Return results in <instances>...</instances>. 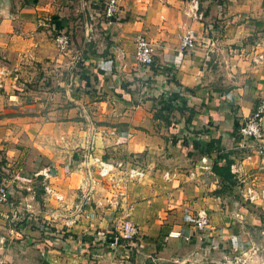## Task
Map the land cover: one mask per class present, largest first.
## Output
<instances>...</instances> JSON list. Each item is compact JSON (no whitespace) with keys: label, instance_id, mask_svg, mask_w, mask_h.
Segmentation results:
<instances>
[{"label":"crops","instance_id":"crops-1","mask_svg":"<svg viewBox=\"0 0 264 264\" xmlns=\"http://www.w3.org/2000/svg\"><path fill=\"white\" fill-rule=\"evenodd\" d=\"M196 1L200 19L190 16V0H115L117 11L108 22L94 18L102 7L101 0L80 1L94 30L88 39L82 33L78 66L71 63L68 48L57 55L48 40L37 39L29 45L26 37L14 36L15 71H20L18 66L27 56L36 64L48 59L44 63L52 70L50 76L38 78V82L46 79L49 84L42 93L45 103L33 97L32 105H17L24 100L11 94L3 99L0 92V110L7 106L16 112L12 123L19 128L14 132L24 133L23 141L31 143L27 133L39 128L43 131L45 125L53 136L61 128L78 129L81 156L91 139L93 151L89 155L108 163L123 162L142 172L143 178L138 183L112 186L110 195L106 182L99 185L103 181L96 175H86L78 168V152H50L33 144L31 149L37 156L33 172L42 167L39 158L46 156L49 162L45 165L51 170L48 185L60 200L44 195V210L38 212L46 222L29 219V215L12 227L2 220L11 217V212L0 210V264H213L216 257L232 264L226 251L243 253L242 222L226 219L232 213L242 219L246 210L226 190L215 194L220 190L218 178L211 172L215 155L208 157L202 149L211 138L219 139L220 152L226 155L229 167L239 170L238 182L232 175L236 187L241 182L251 184L258 199L249 204L264 209V163L256 146L242 142L237 130L254 106L264 101V11L252 12L247 0ZM32 13L36 15L34 9ZM30 16L20 13L17 18ZM5 25L0 22V42ZM188 29L194 34V47L181 51L179 38ZM137 34H143L151 45L153 68H169L170 72L154 74L134 62L133 39ZM3 41L0 72L12 65L6 62L12 50L7 39ZM2 80L5 77H0V83ZM161 95L167 103L185 102L192 109L183 116L169 112L170 125L155 120L153 111ZM41 104L45 114L27 116ZM158 109L164 114L166 106ZM45 116L52 123H40ZM186 118L190 122L184 126ZM260 125L264 139V116ZM173 134L178 136L174 145L169 139ZM181 137L187 146L178 139ZM163 173L169 174L168 181L161 179ZM114 192L121 194L119 212L106 218L98 205L104 197L113 198ZM28 196L18 209L33 214L35 200ZM126 206H130L137 237L110 251L106 245L108 234L114 231L110 221ZM76 207L82 211L77 213ZM199 211L209 218L202 232L191 225Z\"/></svg>","mask_w":264,"mask_h":264},{"label":"rangeland","instance_id":"rangeland-1","mask_svg":"<svg viewBox=\"0 0 264 264\" xmlns=\"http://www.w3.org/2000/svg\"><path fill=\"white\" fill-rule=\"evenodd\" d=\"M80 1L85 0H11V9L9 13L0 14V22L6 24V27H3V29H6L4 34L5 37H3L0 44H4L3 40L7 39L6 45L12 50L9 55L10 61L6 60L7 64L12 65L9 66L6 71L0 72V77H5V80H2L0 83V92L3 99L11 94L19 100H24L22 103H16L17 105L24 104L30 106L32 105L30 98L33 97L38 98L45 103V98L42 93L47 91L46 89L49 87V84H46V79L38 82V78H46L52 74V70L48 69V65L44 63L49 62L48 59H44L42 63L36 64L32 61L30 56L25 57V61L18 66L19 68L21 67L20 71H15L14 61L16 57L13 50L15 49L16 44L13 41V38L16 34L26 37L27 40L30 41L29 45L34 44L37 39H41L42 41L48 40L53 44L58 34H64L69 41L68 50H70L71 59H69L71 60V63L73 66H78L80 64L77 56L80 50V40L83 38L82 33L84 32V38L88 39L94 30V26H90L91 21H89L87 11L83 9L85 5ZM247 1L248 3L250 2L252 12H254V9H257L258 11L263 9L264 11V0ZM24 5H30V7L33 6L36 15L32 13V8L23 9ZM27 12L31 14L28 19L17 18L20 13ZM84 26L86 27L85 29ZM51 51L57 55L61 54L56 52L54 44ZM3 99L1 98V101H3ZM7 104L12 105L10 100L7 101ZM0 105H2L1 102ZM34 108V111L36 112L32 114L28 113L27 116L34 117L38 114L39 117H41L42 112L44 114L46 113V108L42 104L38 108ZM2 110L6 113H3ZM15 113V111H10L9 107L1 106L0 128H2V131H0V145L6 146L7 149L4 150L0 148V185L7 187L11 197L10 203L14 208L13 213H11L12 216L10 215L11 217L7 218L6 216L4 218L2 217V220L8 221L7 224L12 227H15V224H20L23 221H26V219L29 218V215H32L29 219L33 218L34 220H37V222H46L43 217H40L41 214L38 212V209L44 210V207L42 206V204H44V192L40 178L34 177V174L39 171V169L46 167L45 164L46 162H49V160L46 156L42 157V159L39 158L41 163L40 166L42 167H38L37 171L34 173L33 170L35 167H33V160H35L37 156L35 155L34 150L31 149L33 144L35 146L46 148L50 152L55 149H57L59 153L65 151L64 154L69 152H74L73 154H76V152H78V157L81 158V166H78V168L82 169L83 173L86 175L97 176L96 168L94 167L91 158L86 157L84 159V154L81 156V151L78 150L80 139V131L78 129L72 127L67 129L61 128L57 131V135L53 136L54 132L47 130V125H45L43 131L39 128L37 132L32 131L31 133H27L33 139L31 143H28L23 141L22 136L24 133L20 134L19 132H14L15 127L19 128L18 125L16 126L12 123L14 120V117L12 116ZM18 114L23 118V114L17 112V115ZM43 118V120L40 119V123H52V121H47L48 117L45 116ZM88 136L87 133L86 137ZM169 139H172V137ZM89 141H86L85 145ZM35 146L34 148L38 150ZM17 147H20L21 150L19 151ZM91 153L92 152H90V154ZM1 168H3L4 171L1 170ZM66 168L72 169L73 167L67 166ZM97 178L98 180L103 181L99 182V185L104 186V182H106V186L104 187L108 188L106 191H108L110 195H113L111 194L112 192L110 191V188L116 185L115 182L117 184L122 182L117 181L122 177L120 174L116 173L106 179H100L98 176ZM93 183L98 185V182L96 181ZM122 185L123 183L121 184V187ZM115 188L118 187L115 186ZM238 190L239 187L236 186L232 189V198L239 204H242L247 215L242 219H238L234 216V213H232V215L226 220H229L231 223L236 222L237 220L242 222L239 232L245 241L241 249L243 253L237 254L236 252L230 253L226 251L225 255H229L232 264H264V209L243 202L238 195ZM27 194L31 199L35 200L33 214H28L18 209L20 203L23 201L22 199L25 198ZM114 195L115 196L110 199L107 197L102 198L103 203L98 205V209L100 210V208H102L103 210L100 214L106 218L119 212L121 194L115 193ZM28 201L31 202L32 200L29 199ZM220 202H222V200H220L219 203ZM75 210L77 213L82 211L80 207L79 209L76 207ZM221 218L223 220V217ZM236 230L238 231V228H236ZM202 263L204 264V261H202ZM213 264H226V262L220 257H216Z\"/></svg>","mask_w":264,"mask_h":264},{"label":"built area","instance_id":"built-area-1","mask_svg":"<svg viewBox=\"0 0 264 264\" xmlns=\"http://www.w3.org/2000/svg\"><path fill=\"white\" fill-rule=\"evenodd\" d=\"M99 1V0H96ZM102 7L97 14L94 15V18H98L102 21L108 22L112 20L116 14V3L115 0H101ZM87 6H91V2H87ZM190 16L192 18L200 19V15H197V1L190 0ZM194 34L188 29L182 36L179 38V49L181 51L190 50L194 47ZM55 49L59 53H63L68 48V38L64 34H58L53 42ZM153 53L152 48L149 42L145 39L143 34L135 35L133 39V59L134 62L141 68H149L152 64ZM261 59V56L257 57ZM264 116V101H259L249 113V115L242 121L238 126V135L242 142L247 144L250 142L251 145L256 146V154L261 158V161L264 163V139L261 131L260 121ZM85 154L83 158H91V161L96 168V174L100 179H106L112 176L114 173L120 174L121 179L117 181H122L123 186L132 184L133 182L138 183L139 180L143 178V173L136 171L123 162L108 163L102 161L100 158L91 157L90 152L93 151V142L90 140L86 144ZM230 173L235 177V180L239 181V170L236 166L232 165L229 167ZM51 170L47 167L39 169L34 174V177H38L41 180L42 189L44 195L53 200H60V197L56 195L48 185V180L51 178ZM163 181H168L169 174L163 173L161 175ZM117 185V183L115 182ZM240 184V183H239ZM238 195L243 202L252 203L258 199V195L255 192V189L251 184H244L241 182V186L238 190ZM10 192L7 190V187L0 185V210L7 208L9 212L13 213L14 208L10 203ZM261 198L263 195L261 194ZM25 210L28 209V206H24ZM130 206L123 208L121 214L111 219V223L114 224V231L108 234L106 238L107 248L111 251L116 249L120 242H132L137 237V229L135 224L131 220L130 216ZM111 217V216H110ZM109 217V218H110ZM192 228L197 232H202L208 225V217L204 211H199L195 214L192 220Z\"/></svg>","mask_w":264,"mask_h":264},{"label":"trees","instance_id":"trees-1","mask_svg":"<svg viewBox=\"0 0 264 264\" xmlns=\"http://www.w3.org/2000/svg\"><path fill=\"white\" fill-rule=\"evenodd\" d=\"M151 71L156 74L157 72L159 73H167L170 72L169 68H153V63L149 66ZM170 83L174 84L175 87H178L176 81L174 79H169ZM156 109L154 108L153 111V118L156 120H162L166 122L168 125L170 123L168 122V117L167 115L171 111H176L180 116H183L184 112H188L189 110L192 109V107L185 102H178L177 104H170L167 103L163 100L162 95L160 96V99L156 102ZM161 106H166L165 113L163 114L161 109H158ZM190 122V118H186L183 121V125H188ZM174 138L171 140V143L174 145L176 143V134H173ZM181 140L182 144L186 145V141L183 137L178 138ZM219 139L217 138H211L208 142V144L202 149L203 154L206 156L210 157V155H215V161L212 163L211 166V172L218 178V181L220 183V190L218 192H215V194H223L224 191L226 190L231 196H232V189L236 186V182L233 179L232 174L230 173L229 170V165L230 162L227 160L226 155L222 154L220 152L219 148ZM219 162H222V164H219Z\"/></svg>","mask_w":264,"mask_h":264},{"label":"water","instance_id":"water-1","mask_svg":"<svg viewBox=\"0 0 264 264\" xmlns=\"http://www.w3.org/2000/svg\"><path fill=\"white\" fill-rule=\"evenodd\" d=\"M11 0H0V14L9 13Z\"/></svg>","mask_w":264,"mask_h":264}]
</instances>
